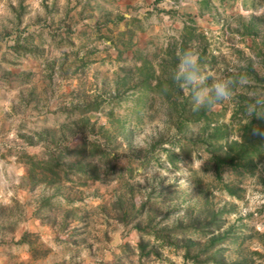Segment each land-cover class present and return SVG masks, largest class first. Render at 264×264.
<instances>
[{
    "label": "rangeland",
    "instance_id": "374dc122",
    "mask_svg": "<svg viewBox=\"0 0 264 264\" xmlns=\"http://www.w3.org/2000/svg\"><path fill=\"white\" fill-rule=\"evenodd\" d=\"M114 4L0 0V264H264V0Z\"/></svg>",
    "mask_w": 264,
    "mask_h": 264
},
{
    "label": "clouds",
    "instance_id": "9594fccd",
    "mask_svg": "<svg viewBox=\"0 0 264 264\" xmlns=\"http://www.w3.org/2000/svg\"><path fill=\"white\" fill-rule=\"evenodd\" d=\"M172 80L182 88H190L193 94L195 109L208 108L209 110L217 107L222 102H229L235 95L234 89L240 86L251 85L250 79L246 74H241L238 79L224 77L215 80L211 85L205 83V77L200 70V56L195 48L185 50L179 56V63L172 73ZM249 115L253 113L257 117L261 115L253 106H247Z\"/></svg>",
    "mask_w": 264,
    "mask_h": 264
},
{
    "label": "crops",
    "instance_id": "0c3cea01",
    "mask_svg": "<svg viewBox=\"0 0 264 264\" xmlns=\"http://www.w3.org/2000/svg\"><path fill=\"white\" fill-rule=\"evenodd\" d=\"M106 1H113L114 6L116 5L117 8L119 9H123L125 11H127V14H132L133 13V10L134 8L136 7H139L140 5H144L146 6L147 4H149L152 0H106ZM196 0H179V9L181 8H185L187 7L188 5H190L191 3L195 2ZM198 1V0H197ZM177 9V11L179 10ZM148 12H152V11H147ZM154 12V11H153ZM159 13H162L163 15H167V14H170L172 13V11H158ZM121 13V12H120ZM124 14V13H122ZM66 255L64 258V263L65 264H74L73 262V257L71 256ZM48 259V262L50 263H53V260L51 257H49ZM95 259V258H94ZM90 263H91V257H90ZM49 264V263H48Z\"/></svg>",
    "mask_w": 264,
    "mask_h": 264
},
{
    "label": "built area",
    "instance_id": "2783aa9c",
    "mask_svg": "<svg viewBox=\"0 0 264 264\" xmlns=\"http://www.w3.org/2000/svg\"><path fill=\"white\" fill-rule=\"evenodd\" d=\"M178 0H152L145 11H168L176 6Z\"/></svg>",
    "mask_w": 264,
    "mask_h": 264
},
{
    "label": "trees",
    "instance_id": "16d2710c",
    "mask_svg": "<svg viewBox=\"0 0 264 264\" xmlns=\"http://www.w3.org/2000/svg\"><path fill=\"white\" fill-rule=\"evenodd\" d=\"M24 240V238H22L21 239V241H23ZM223 240V238L220 236V237H218V236H210L209 237V246H210V248H211V246L213 245V243H215V244H217L216 242H221ZM208 246V247H209ZM208 248L206 247V249H204V251L205 250H207ZM194 258H198L197 257V255H194ZM217 262V261H216ZM197 264H200V262H198ZM217 264H220L219 262H217Z\"/></svg>",
    "mask_w": 264,
    "mask_h": 264
}]
</instances>
